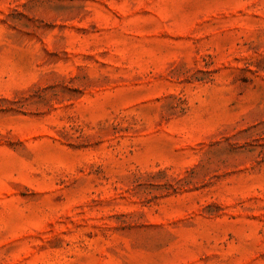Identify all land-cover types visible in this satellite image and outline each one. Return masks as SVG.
Returning a JSON list of instances; mask_svg holds the SVG:
<instances>
[{
    "label": "rangeland",
    "instance_id": "rangeland-1",
    "mask_svg": "<svg viewBox=\"0 0 264 264\" xmlns=\"http://www.w3.org/2000/svg\"><path fill=\"white\" fill-rule=\"evenodd\" d=\"M0 264H264V0H0Z\"/></svg>",
    "mask_w": 264,
    "mask_h": 264
}]
</instances>
